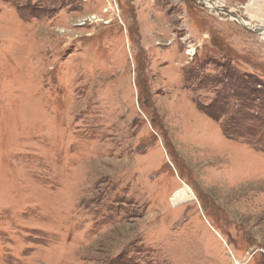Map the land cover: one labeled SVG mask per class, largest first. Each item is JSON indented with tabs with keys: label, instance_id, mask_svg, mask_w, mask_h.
<instances>
[{
	"label": "rangeland",
	"instance_id": "obj_1",
	"mask_svg": "<svg viewBox=\"0 0 264 264\" xmlns=\"http://www.w3.org/2000/svg\"><path fill=\"white\" fill-rule=\"evenodd\" d=\"M0 264H264V39L197 0H0Z\"/></svg>",
	"mask_w": 264,
	"mask_h": 264
},
{
	"label": "bare ground",
	"instance_id": "obj_2",
	"mask_svg": "<svg viewBox=\"0 0 264 264\" xmlns=\"http://www.w3.org/2000/svg\"><path fill=\"white\" fill-rule=\"evenodd\" d=\"M199 1V0H198ZM201 3L203 4H206V6L209 8V11L214 14V15H217L219 17L221 16H228L229 17V20H237L236 18H232V16L228 15L229 13L226 11V12H218V10H216V7L214 4L211 3L210 0H200ZM199 1V2H200ZM217 2V1H216ZM218 3V2H217ZM218 6V5H217ZM221 6V5H220ZM239 21L243 22L244 24L247 25V28L250 30V31H253L255 32L256 34H258L262 39H264V26H258V25H254L250 22H245L244 20H241L239 19ZM222 176V175H220ZM216 178V177H215ZM217 178L219 179V177L217 176ZM189 199H195V195L194 193L188 188L186 187L185 185L181 188V189H178L174 195L172 196L171 198V202L173 203V205H178L180 203H182L183 201H187Z\"/></svg>",
	"mask_w": 264,
	"mask_h": 264
},
{
	"label": "water",
	"instance_id": "obj_3",
	"mask_svg": "<svg viewBox=\"0 0 264 264\" xmlns=\"http://www.w3.org/2000/svg\"><path fill=\"white\" fill-rule=\"evenodd\" d=\"M198 1V0H197ZM200 1V0H199ZM198 1V2H199ZM200 3H201V1H200ZM202 5H204L203 3H201ZM223 11H225V10H223ZM241 26H243L246 30H249L248 28H247V25L246 24H244L243 22H241V21H239V20H236ZM250 31V30H249ZM253 32V31H252ZM255 33V32H254Z\"/></svg>",
	"mask_w": 264,
	"mask_h": 264
}]
</instances>
